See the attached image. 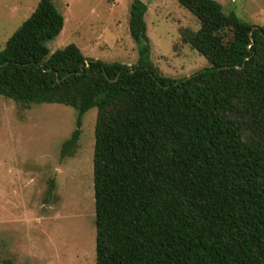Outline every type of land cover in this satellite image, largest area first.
Instances as JSON below:
<instances>
[{"label": "trees", "instance_id": "16d2710c", "mask_svg": "<svg viewBox=\"0 0 264 264\" xmlns=\"http://www.w3.org/2000/svg\"><path fill=\"white\" fill-rule=\"evenodd\" d=\"M177 2L200 24L179 30L182 43L209 63L189 77L152 66L142 1L129 10V66L75 44L50 53L64 17L40 0L0 50V95L76 110L61 160L96 109V264H264V26L214 0ZM54 190L51 179L46 195Z\"/></svg>", "mask_w": 264, "mask_h": 264}, {"label": "rangeland", "instance_id": "374dc122", "mask_svg": "<svg viewBox=\"0 0 264 264\" xmlns=\"http://www.w3.org/2000/svg\"><path fill=\"white\" fill-rule=\"evenodd\" d=\"M40 0H0V50ZM64 17L50 53L75 44L88 59L136 65L129 33L134 0H52ZM150 41V62L162 76L189 77L209 66L184 45L179 30L198 29L177 0H140ZM226 14L264 26V0H214ZM97 111L82 118L78 149L60 159L77 112L61 104H20L0 95V264H96L93 151ZM53 179L52 196L46 191Z\"/></svg>", "mask_w": 264, "mask_h": 264}]
</instances>
